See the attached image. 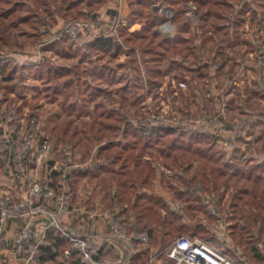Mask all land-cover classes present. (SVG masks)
I'll list each match as a JSON object with an SVG mask.
<instances>
[{
	"label": "trees",
	"instance_id": "obj_1",
	"mask_svg": "<svg viewBox=\"0 0 264 264\" xmlns=\"http://www.w3.org/2000/svg\"><path fill=\"white\" fill-rule=\"evenodd\" d=\"M183 1L184 0H168L169 4H172L174 7H179V3ZM194 1L200 4L197 12L201 13L202 18H207L210 14L214 16L217 15L218 12L216 7L219 4L233 7L235 12L238 11L241 13L244 12L243 8L246 4V0ZM5 2L12 3L9 4L8 7L3 8ZM72 3L70 2V5H73ZM25 5V0H0V14L4 16V19L0 20V48L6 43V32L9 25L17 22H28V19H30L29 15L21 14ZM211 9L214 10L212 11ZM132 10L135 18L141 17L143 19V23L139 28L130 30L128 27L121 25L118 28V34L123 38L122 43L119 39H116V36H110L107 32L99 31L93 36L92 48L100 50L103 53L110 52L116 57L119 53L123 52L130 60H133L137 64L136 67L138 65L143 67L144 75L141 77L143 79V88H145L146 93L151 92L152 88H159L163 83L162 78L166 77L167 71H170L175 66L183 68V71L180 70L179 73L174 74L172 78L166 77V87L169 89V92L173 94L180 90V95L182 98L186 99H189V95L194 87H191V85L186 88L177 87L180 81L186 80V74L188 75V73L191 74L194 71H198L200 74L199 76L204 77V89L206 81H209L211 84L213 82L211 79L215 74L219 75L225 72L224 70H226V64L230 57L228 53H226L224 46H221L222 44L219 43L217 44L218 47H213V50H211L209 54L203 52V45L205 42L211 41L216 44V34H214V36H208L205 34L206 30L200 33L196 32L194 29L192 30L183 14L181 16H174L172 19L173 22L177 24L176 33L171 36H164L157 28L156 21L158 17H160V13L157 9H153L152 7L147 13L139 11L138 16L136 14L139 10L138 5L136 7L133 6ZM90 15L95 17L97 13L93 11ZM112 16L110 30L113 28L114 24L122 22V18L119 16L118 11H112ZM72 22L73 21L66 20L62 28L63 32L66 33L67 29L72 25ZM203 26L201 25L202 30H204ZM219 28L221 27H218V29ZM188 34L191 35L189 36ZM232 36L233 34L231 37ZM198 41L200 43L199 47L196 45ZM218 42L221 41L218 40ZM193 50L196 51L195 54ZM190 55H192L193 61H189ZM188 63L190 64L188 65ZM38 64L40 66L36 63H26L24 65L35 66L38 70L35 73L39 72L40 76H43L45 80L48 79L49 81L51 78L59 79L60 83H62L63 89H61L65 90L70 87L68 90L71 91L74 96L79 95V98L77 97L79 100L87 99L89 103V101L92 102L97 97L99 87H93L87 77L81 78L78 67L72 65H57L52 60L46 58L39 60ZM24 65L19 64V62L15 61L13 58L6 60L3 56H0V104L7 98L3 93L9 92V90L13 91L14 84L9 85L7 82H10L14 73L19 68H24ZM107 69L112 70L110 65L97 62L94 68L87 69L85 73H89L92 78L103 79L105 78L104 72ZM74 74L76 75L75 78L73 77ZM150 75L155 78L150 77ZM64 76H67L68 79L62 80L61 78ZM173 80L177 81L175 85ZM134 85L137 86L136 83H134ZM46 89L49 91L51 85L46 86ZM61 89L56 85V89L53 90L55 92H61ZM211 92L212 98H215L212 109L206 110L208 107H204L203 109L200 108V110H203V115L210 114L213 117V121L207 123L212 131L206 130V125H196L191 120H187L183 123H172L167 117V119L162 120L158 117L160 111L157 109L145 111L146 115L142 116L141 119H130L128 115H126V107L123 106V103L125 104L128 102L129 105L132 106L135 101H140L144 94L141 97L136 94H131L129 97L123 95L121 97V105L118 108L114 107V105L107 108L106 103L97 102L95 103L94 110L91 111V121L85 123L92 129L89 133L94 139V142L89 143L84 150L81 149L83 150L81 154L85 157H92L94 154L95 158L100 159L99 162L95 163L97 171H107L111 174L112 179L116 181L122 192V194L116 193L111 201V203L114 201L118 202V205H121L124 202L123 200L127 198L129 183L139 184L137 188H142L145 184L147 185V182L150 183L151 180L156 178L157 168L152 165L150 159L143 158L146 153L152 158L160 159L159 157L161 156L160 162L167 168H177L178 177L185 181L184 183L186 186V195L185 197L180 195L179 200L185 204L186 209L190 212L192 209L191 207H195L197 203H202L203 193H201L200 188H198L200 183H203L207 188L215 186L214 189L211 188L213 190L211 194H215L216 197L213 201L218 203H221L224 196V192H218L220 187L224 186L225 189L233 187V192H231L232 199H230L233 213H228L224 216L225 220L226 217L231 219L230 222L228 221L229 243L225 248L232 257L238 258L247 264H259L263 261V253L259 247L261 236L259 233H255L254 230L261 229L263 227L262 223H264V176L258 172L255 173L254 170H260L262 164H256L250 167L249 170H246L241 164L243 163L242 158L244 153L241 151L240 146L233 143L231 139L229 144L233 147L232 154L230 157H227L225 151L217 149L215 132L228 129L231 131L232 137L241 139L242 135L238 133L236 128H245L251 124L254 119H257L258 123L264 125V109L260 112H254L251 110L252 108H250L251 105L248 107L250 111H252L250 113L249 110L246 112L245 109H242V116L247 115V119H243L244 125H237L229 121V114L226 118L220 114V105L223 103L221 91L212 90ZM2 95H4L5 98ZM144 98L146 97L144 96ZM129 99L130 101H128ZM8 100L10 103L7 106L4 118L8 120L9 134L6 136L3 131H0V148L2 149L0 164L2 165L4 161V163L12 167L15 165V152L22 144L20 123L17 120L22 113V108L18 105L16 109H12L11 105L13 102L15 103V100L11 97L8 98ZM88 106L87 109H89ZM30 107L31 112L28 113L29 117L35 114L32 111L33 105ZM183 109V116L192 115V117H196L199 112L198 109L193 111L192 105L191 109H186L187 113L185 112V107ZM11 110L13 113H11ZM139 110L140 107L137 109V114H143L144 111ZM150 114L155 116L154 121L149 120ZM116 138L119 141H125L124 145L127 147L126 150L114 149ZM73 144H75V142H73ZM196 157H198L200 161V168L196 174L190 175L187 172V166L192 159ZM30 161H35V159H30ZM117 163H119L120 166L115 169ZM30 164L33 165V163ZM132 164H134V166L130 169L129 167ZM51 166L52 164L49 166L51 168L49 169L51 170V175H49L50 179L48 181H42V185L47 188L54 187L59 191L65 186L66 182L68 183L70 181L71 172L66 169L65 173H62L53 169ZM62 174L65 175L61 178ZM24 175H26L25 172ZM218 180H221V182ZM214 181L217 182L214 183ZM209 184H212V186ZM138 194L139 193L134 195L135 203L133 205L132 196L129 198L131 201H129L130 204L137 212V223L129 227V233L146 231L150 236L149 243L142 244L133 237L129 239L136 243V249L139 250L138 252L141 254L145 251L148 252L152 245H157L158 238L165 244L164 246L168 245L173 235L181 232V223L183 224L186 218L178 211L172 209V205L167 202L165 203L161 197L156 198L155 196H143ZM41 197L44 198L42 195ZM67 197H69V194H65L66 206H68ZM242 198H245L244 201L255 208L254 212L248 214L246 210L240 211L235 208L237 199ZM116 202H114L110 208L116 206ZM35 206L42 207L48 214L54 212L56 218H58L57 222L63 226L64 231L74 233L69 225L61 221L60 216L57 217L58 214L56 210L47 207L41 202L36 203ZM218 206L220 207V204H218ZM159 208H162L165 213L161 214V212L158 211ZM68 211L69 210H67L66 213ZM190 217L193 220H188L186 224L189 226V231L192 235L197 232H199V236L208 237L213 235L212 229H209L204 222L199 219L195 220L196 215L194 213H190ZM208 217L211 218L209 214ZM153 219H157L160 223L161 227H159L157 231L152 227ZM258 222H260L261 225L256 227ZM43 240V242H47V240L49 243L51 242L50 246L53 247V249L44 248L45 250H43V252L45 254H43L40 259L45 260L55 258L59 247H62V244L66 247L68 244L65 233L57 229V223L52 222L45 231ZM41 245L42 243L36 247L32 235L28 243V248H35L36 257H39V252L42 249ZM101 249L102 248L95 245V243L90 245L89 251L93 259L96 260L97 254ZM66 256H77L79 259L81 257L77 252H71ZM78 258L76 259L78 260Z\"/></svg>",
	"mask_w": 264,
	"mask_h": 264
},
{
	"label": "rangeland",
	"instance_id": "obj_2",
	"mask_svg": "<svg viewBox=\"0 0 264 264\" xmlns=\"http://www.w3.org/2000/svg\"><path fill=\"white\" fill-rule=\"evenodd\" d=\"M25 1L26 5L23 7L21 14L29 15L30 19H28V22H17L9 25L6 32V43L0 48V56H3L6 60L13 58L15 61H18L19 64L23 65L26 63H36L40 66L38 64L39 60L46 58L52 60L57 65L76 66L79 68L80 77H87L93 87H99V93L92 101L93 103L90 101L88 103L87 99H77L79 95L74 96L72 92L68 90L70 87L62 90V83H60L59 79L51 78L49 81L48 79L45 80L43 76H40L39 72L35 73L38 71L35 66L24 65V68H19L14 73L11 81L7 82L9 85L14 84L13 91L9 90V92H5L6 94L2 92L7 98L0 104V131H3L6 136L9 134V124L8 120L4 118V114L6 113L7 106L10 103L8 98L11 97L15 100V103L13 102L11 105L12 109H16L18 105L22 108V113L19 115L17 120L20 123V137L23 144V138L26 136L27 130L30 127V119L32 118V116H28V113L31 112L30 106L33 105L32 111L35 113L34 116L38 119V124L40 125L41 130L38 139L42 136L46 137L49 143L48 151L54 152L53 155H51V153L48 155L47 160H45L47 153L41 161L33 158L40 151L37 148V139L34 147L29 151L25 161L20 164L16 161V152L22 146L21 144L15 152L14 166L11 167L10 165L4 163V161L2 165L0 164V177L3 180H7L9 184H13L14 187L18 183L15 177L24 176V172L26 173V177H28V181L27 183L21 181V184L29 190V183L31 181L36 180L42 183V181H48L50 179V164H52L51 167L53 169L59 172L65 173V170L67 169L71 173H75L76 168L79 170V168L88 166L92 162L91 156L85 157L81 154V152L86 146H88L89 143L94 142V139L89 133L92 129L85 123L91 121V111L94 110L95 103L97 102L106 103L107 108L112 105L118 108L121 105V97L123 95L129 97L131 94H136L141 97L144 94L146 98L143 96L140 101H135L132 106L129 105L128 102L125 104L123 103V106L126 107V115H128L130 119H141L142 116L146 115L145 111L157 109L160 111L158 116L160 119L164 120L166 118L160 117V115L164 114L165 116H172V118L175 119L176 122L179 121V123L185 122V120L180 119L183 117V108L185 107V109H191V105L193 111H196L197 109L199 110L198 115L201 117L205 118V116L210 115H203V110H200V108L203 109L205 106L208 107L206 110L212 109V105L214 103L213 101L215 100V98H212V90L221 91L223 103L221 102L222 104L220 107L224 105L225 110L229 114L228 119L230 122L234 123L242 118L246 120L247 115L242 116V109H245L246 112L249 110L250 113L252 112L248 108L250 105V108H252L251 110L254 112H260L264 109V88H260V86L257 88L254 78L249 81V73L247 71L249 68L251 70L250 73L255 75L257 72V66L259 67L261 65L259 61L260 54L257 51L256 39L260 38L261 41L264 42V0H246L243 13L238 11L235 12L233 7L219 4L216 7L218 14L215 16L210 14L207 18H202L201 13H198L197 10L191 13L192 16L189 15V17L184 14L188 4L196 5L197 9L199 8L198 6H200V4L196 3L197 1L194 0H184L179 3V7H174L172 4H169L168 0H86L85 4H82V0ZM70 2H73V5H70ZM11 3L12 2H5L3 4V8L8 7ZM137 5L139 8L136 13L137 16L139 11L147 13L152 7L153 9L158 10L160 17H158L156 24L158 30L164 36H171L175 34L177 31V24L172 20L173 31L164 33L162 24L167 19L166 13L159 10L161 7L173 11V18L174 16H181L184 14V17H186L189 22L191 29H194L196 32L200 33L206 30L205 34L208 36H214V34H216V44L211 41L205 42L203 45V52L205 54H209V52L213 50V47H218L217 44L220 43L222 44L221 46H224L226 49L225 51L228 53L230 58L226 64V70H224L225 72L219 75L215 74L211 79L213 81L211 84L208 81L211 92L209 96L206 95L205 88L203 89L204 77L199 76V72H193V70V73H188V75L186 74L187 77L185 80L186 87L189 85L194 87L191 93L192 102L190 101V105L185 103L184 98L180 95V90L177 91L176 95L169 92V89L166 87V77L172 78L173 75L179 73L180 70L183 71V68L178 66H175L170 71H167L166 77L162 78L163 83L159 86V88H152L151 92H147V94L142 84V77L144 75L143 67H140L139 65L136 67L137 64L133 60H130V58L123 52L119 53L116 57L110 52L103 53L100 50L92 48L91 41L93 36L99 31L107 32L110 36H116V39H119L122 43L123 38L120 34H118V28L121 25L128 27L130 30L139 28L143 23V19L141 17L135 18L132 13V7H136ZM102 8H104V10H102ZM114 10L119 12L122 22L114 24L113 28L110 30V23L113 17L112 11ZM93 11L97 13L95 17L90 15ZM104 14H106V16H104ZM96 17H101V21L98 24H87V22L95 20ZM3 19L4 16L0 14V20ZM66 20L73 21L72 25L83 23L78 27L74 38H71L68 35L69 28L72 25L67 29L66 33L63 32L62 28L64 27ZM201 25H204V30H202ZM218 27L221 28L218 29ZM232 34L233 36L231 37ZM218 40L221 42H218ZM196 45L197 47L200 46L199 41ZM193 53L195 54L196 51L193 50ZM189 59V61H193L192 55H190ZM97 62L108 64L112 69L105 70V78L103 79L92 78L89 73H85L87 69L94 68ZM189 64L190 63H188V65ZM262 74L264 78V70ZM73 77L75 78L76 75L74 74ZM150 77L155 78L152 75H150ZM61 79L65 80L68 79V77L64 76ZM173 81L175 85L177 81ZM134 83H136L137 86H135ZM48 85H51V89L49 91L46 89V86ZM56 85H58L59 89L62 88L61 92H55L53 90L56 89ZM128 101H130V99ZM87 106L89 109H87ZM138 107H140L139 111H144L143 114H137ZM11 113H13L12 110ZM151 115L152 114L149 116ZM240 125H244L243 120ZM208 129V131H212L210 127H208ZM236 130L240 135H242L241 139H236L235 137H232L233 135H231L229 143L232 139V142L240 146L243 153H246L245 155L243 154V163L241 164L246 170H249L251 167L249 166L248 161L250 152L254 154L253 156L256 161H260L262 159L261 155L264 153V125H261L258 123L257 119H254L247 127H239L236 128ZM249 134H251L250 139H253L251 141L245 139V136ZM73 142H75V144H73ZM217 146L219 145L217 144ZM114 149L118 150V148ZM1 156L2 149L0 148V157ZM159 158L161 160V156ZM30 159H35V161H30ZM94 160L99 162L95 158ZM195 160L198 162V159ZM30 163H33V165ZM195 166V168H190L187 172L192 175L196 174L198 167L197 164ZM73 169L75 170L73 171ZM164 171L166 173V178L177 182L181 181L177 174V168L175 170L172 168H165ZM254 172H258L264 176V169L254 170ZM91 174L83 173L81 176H77L76 180H79V182L82 181V186L79 190L85 191V182L91 185L94 181L100 180V176H103L97 175L93 177ZM64 175L65 174H62L61 178ZM76 180L71 182L70 179V181L68 183L66 182L65 186L61 188L65 194L72 193V189L74 190L75 188L74 184H76ZM218 181L221 182V180ZM216 182L217 181H214V183ZM103 185L104 189H108V180L107 182H103ZM210 186H212V184ZM214 187L215 186L211 188L214 189ZM198 188H200L201 193L209 196L211 200L215 199V194H211L213 192L211 188H207L203 185V183H200ZM218 192H224L223 200H221V203L214 201L212 204L224 218V216L228 213H233L231 208L232 202H230V199H232L231 192H233V187L225 189L224 186H221ZM0 194L9 195L15 200H19L15 197L13 192H4L0 190ZM32 199L35 203L36 200H34V198ZM244 199L245 198L237 199L235 208L240 211L246 210L248 214L254 212L255 208L244 201ZM175 200L176 199L173 201ZM218 204H220L221 208ZM191 208V212L186 209L184 215V218H186V220L184 219L185 222L188 220L192 221L193 219L190 217V213H194L196 215L195 220H201L209 229H212L215 218L209 210L205 208L203 200L202 203H197L195 207ZM208 214L211 218L208 217ZM226 220L229 222L231 221L228 217H226ZM262 224L263 227L261 229L254 231L255 233H259L261 236L259 247L264 254V223ZM260 225L261 223L258 222L256 227ZM179 234L185 233L178 232L177 234H174L172 240ZM194 235L198 236V234ZM209 237L212 236L204 238ZM160 242L161 244H157L155 247L157 246L164 249L167 245L164 246L165 244H163L161 240Z\"/></svg>",
	"mask_w": 264,
	"mask_h": 264
},
{
	"label": "crops",
	"instance_id": "obj_3",
	"mask_svg": "<svg viewBox=\"0 0 264 264\" xmlns=\"http://www.w3.org/2000/svg\"><path fill=\"white\" fill-rule=\"evenodd\" d=\"M86 0H82V4H85ZM104 10V8H102ZM106 16V14H104ZM105 19V17H104ZM92 42V41H91ZM251 55V54H250ZM257 72L255 75L253 73L251 74V70L248 68L247 71L249 73V81H251L253 78L255 79V85L258 88H264V78H263V68L260 65L257 66ZM235 80V79H234ZM257 82V83H256ZM231 84V83H230ZM192 93V92H191ZM191 93L189 95V99L184 98L185 103L189 104L190 101L192 102ZM207 99V98H206ZM189 101V102H188ZM190 105V104H189ZM205 107V106H204ZM203 107V108H204ZM216 135V144L218 150L225 151L227 154V157H230L232 154V145L229 144V138L231 137V131L228 129H222L218 132H215ZM251 134L245 136V139L247 140H253L250 139ZM116 138L115 140V148H118V150H126L127 147L124 145L125 141L119 142V140ZM123 146H122V145ZM137 150V149H136ZM51 153L53 155V151L47 152V157H45V160L48 159V155ZM246 153H244L245 155ZM261 155V160L256 161L254 158V154L250 152L248 161L249 166L253 167L256 164H262V167L260 170L264 169V153ZM94 156V157H93ZM91 160V164L85 167H81L75 170V173H71V182L76 180L77 176H81L84 174H91L93 177L97 175H103L100 176V180L94 181L93 184H87L85 182V191L79 190L82 186V181L79 182V180L75 181L76 184H74L75 188L72 189V193L69 194V197H67V208L69 211L61 217V219L69 225V227L72 229V231L78 235V236H84L87 237L90 240V243L100 246L102 249L97 254L96 260L101 261L103 263H118V264H173V262L165 256L164 253H161L157 255L154 259L151 260L153 253L158 251L159 247H155L152 245L148 252L139 253L136 248V243L133 242L131 239H122L118 237L117 233L113 230L111 225L107 222L106 218L98 216L95 219H91L88 216V210L90 208H99V207H106L110 208L111 205L116 202H112L114 195L122 194L120 191V188L118 187V184L114 179H112L111 174L107 171L98 172L96 169L97 163L94 158L95 155L93 154ZM144 159H150L153 166L157 168V175L156 178L151 180L150 183L147 182V185L143 186L142 188H137L139 184H133L129 183V187L127 189V198L124 199L123 203L116 206H118L121 209V213H123L127 219H130L133 222V226L136 221L137 212L133 208V204L135 203V196L137 193L143 196H155L156 198L161 197L168 204L172 205V201L174 199L179 200L180 195L185 197L186 195V186L185 181L181 180L179 182L170 180L166 178V173L164 171L165 167L161 162L160 159L152 158L148 153L144 154ZM97 159V158H95ZM195 159H198V157L193 158L192 161L187 166V171L190 170V168H195L196 164L198 167L197 172L200 168V161L198 159V162H196ZM100 161V159H97ZM120 164L117 163L115 166V169L119 168ZM134 164H132L129 168L132 169ZM175 170V169H174ZM101 173V174H100ZM191 175V174H190ZM75 176V177H74ZM17 180V185L9 184L7 180H3L0 177V190L4 192H13L15 194V197L19 200H36V203H44L49 204L48 201L45 202V199L42 197L35 198V195H33L27 187L25 188L22 182L27 183V177L26 175L21 177H15ZM20 180V181H19ZM108 180V189H104L103 182H107ZM84 183V182H83ZM11 190V191H10ZM138 194V195H139ZM132 196L133 202L132 205L130 204V197ZM130 201V202H129ZM111 203V204H110ZM49 206V205H47ZM51 207V205L49 206ZM156 207V206H155ZM172 208V206H171ZM173 209V208H172ZM158 211L161 212V214H164V210L162 208H159ZM50 217L47 212H42L38 214H25V215H15L13 218L9 219V221L6 224V234L8 237H11L14 230H18L19 228H30L33 233V239L36 243V247L42 243V249L39 252L38 262L34 264H80L81 263V257L80 259L77 256H66L63 253V249L65 248V245L62 244V247H59L56 257L53 259H40L42 258L43 250L45 249H53L51 245V242H43L44 238V227L49 223ZM152 227L157 231L160 226V223L157 219L152 220ZM187 222L183 221V224L181 223V233H185L187 235L193 236L189 231V226L186 224ZM198 236L200 235L199 232H197ZM196 236V235H195ZM199 237H205V236H199ZM43 240V241H42ZM90 244V245H91ZM157 244H161L160 239H157ZM45 248V249H44ZM29 249V248H28ZM78 258V260L76 259ZM150 262V263H149ZM0 264H28L26 262L25 256H17L14 250V245L9 240L7 243L0 245ZM83 264H92L90 261H84Z\"/></svg>",
	"mask_w": 264,
	"mask_h": 264
},
{
	"label": "built area",
	"instance_id": "obj_4",
	"mask_svg": "<svg viewBox=\"0 0 264 264\" xmlns=\"http://www.w3.org/2000/svg\"><path fill=\"white\" fill-rule=\"evenodd\" d=\"M158 6V5H157ZM160 11H164L166 13V21L162 24V29L164 33L173 31L172 19L174 12L168 9H164V7L159 8ZM197 10V6L193 4H188L184 14L188 17ZM192 16V15H191ZM89 21V20H88ZM101 21V17H96L95 20L87 22V24L96 25ZM83 23H77L72 25L69 28L68 35L71 38L76 36L78 27ZM259 38V37H258ZM260 39V38H259ZM256 39L257 41V51L260 54V64L264 70V42L261 39ZM179 88H186V81H180L177 84ZM206 95H210V86L208 81H206L205 85ZM177 93V92H176ZM174 93V94H176ZM187 113V110L185 109ZM220 114L226 118L228 112L225 110L224 105L220 107ZM160 117H167L171 122L179 123L172 118V116H165L164 114L160 115ZM165 118V119H167ZM164 119V120H165ZM182 120H191L196 125H202L208 129L207 123H211L213 121V117L211 115H207L201 117L197 115L196 117H192V115H184ZM239 119L234 123L237 125L241 124L243 120ZM150 121L155 120V116L151 115L149 117ZM233 123V122H231ZM41 130L40 125L38 124V119L36 116H32L30 119V127L27 130L26 136L23 138L22 146L17 150L16 161L18 163H22L27 158V155L30 150L34 147V144L38 137L40 136ZM37 148L40 150L33 158H36L38 161H41L45 154L49 150V143L46 137H40L38 140ZM201 188V187H200ZM30 192L35 195V197H44L45 202L48 201L51 205V208L56 210L58 216H64L67 210H69L65 204V192L61 190H56L54 187H45L42 185L40 181L33 180L29 183ZM45 193V194H44ZM203 204L207 210L214 216L215 222L212 225V237L204 238L199 236H190L186 234H179L176 236L164 249L158 248V251L153 253L150 258V262L157 255L164 253L167 259L171 260L174 264H247L244 261L232 257L229 252L226 250V245L229 243L228 239V224L222 215L218 212V210L213 206L211 198L203 193ZM33 200H15L9 195H1L0 194V245L7 243L9 240L14 245V250L17 256H25L26 262L28 264H34L38 262V257L35 254V248L29 247L28 243L32 238V230L30 228H20L15 230L11 237H8L6 234V224L9 219L13 218L15 215L21 214H38L42 212H47L40 206H35ZM46 205V204H45ZM46 205V206H47ZM47 206V207H49ZM172 207L174 210L178 211L180 214L185 215L186 207L182 201L175 200L172 202ZM88 216L93 220L98 216L106 218L107 222L111 225L113 230L117 233V235L122 239H128L133 237L136 240H139L141 243L148 244L149 243V235L148 232H135L130 234L129 227L133 225V222L130 219H127L126 216L121 213V209L118 206H114L113 208H90L88 211ZM50 217L49 223L44 227L43 232L47 230V228L52 223H57V229L59 231H63L65 236L68 239L67 246L63 249V253L69 255L71 252H77L81 255V263L84 261H90L92 264H118V263H103L101 261L95 260L92 258L89 247L90 241L87 237L78 236L72 232H65L63 226L57 222L56 214L53 212L48 214ZM60 221V220H59ZM61 221H63L61 219ZM149 262V263H150ZM260 264H264V254L263 261Z\"/></svg>",
	"mask_w": 264,
	"mask_h": 264
}]
</instances>
